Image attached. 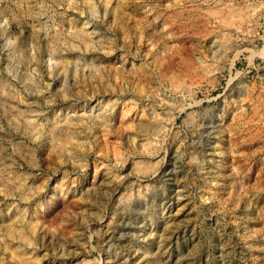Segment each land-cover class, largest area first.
Wrapping results in <instances>:
<instances>
[{
	"label": "rangeland",
	"instance_id": "1",
	"mask_svg": "<svg viewBox=\"0 0 264 264\" xmlns=\"http://www.w3.org/2000/svg\"><path fill=\"white\" fill-rule=\"evenodd\" d=\"M0 264H264V0H0Z\"/></svg>",
	"mask_w": 264,
	"mask_h": 264
}]
</instances>
